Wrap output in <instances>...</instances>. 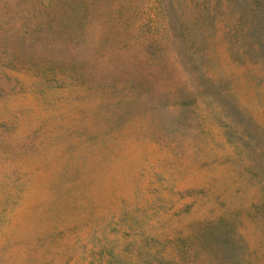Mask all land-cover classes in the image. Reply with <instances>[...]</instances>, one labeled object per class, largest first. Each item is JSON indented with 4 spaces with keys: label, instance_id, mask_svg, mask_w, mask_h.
<instances>
[{
    "label": "rangeland",
    "instance_id": "374dc122",
    "mask_svg": "<svg viewBox=\"0 0 264 264\" xmlns=\"http://www.w3.org/2000/svg\"><path fill=\"white\" fill-rule=\"evenodd\" d=\"M0 264H264V0H0Z\"/></svg>",
    "mask_w": 264,
    "mask_h": 264
}]
</instances>
